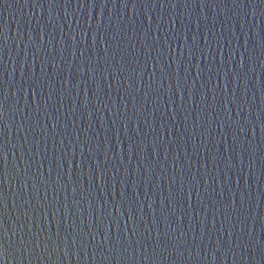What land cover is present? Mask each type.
<instances>
[{"label": "water", "instance_id": "1", "mask_svg": "<svg viewBox=\"0 0 264 264\" xmlns=\"http://www.w3.org/2000/svg\"><path fill=\"white\" fill-rule=\"evenodd\" d=\"M0 197V264H264V0H0Z\"/></svg>", "mask_w": 264, "mask_h": 264}, {"label": "snow or ice", "instance_id": "2", "mask_svg": "<svg viewBox=\"0 0 264 264\" xmlns=\"http://www.w3.org/2000/svg\"><path fill=\"white\" fill-rule=\"evenodd\" d=\"M5 95H6V93H5ZM5 167H6V165H4V168ZM3 172H4V170H3ZM0 207H6L4 199L2 197H0ZM5 232H6V230H5Z\"/></svg>", "mask_w": 264, "mask_h": 264}, {"label": "clouds", "instance_id": "3", "mask_svg": "<svg viewBox=\"0 0 264 264\" xmlns=\"http://www.w3.org/2000/svg\"><path fill=\"white\" fill-rule=\"evenodd\" d=\"M5 236H7V232H5ZM4 255H5V257H7V255H8V253H7L6 250H5V252H4Z\"/></svg>", "mask_w": 264, "mask_h": 264}]
</instances>
